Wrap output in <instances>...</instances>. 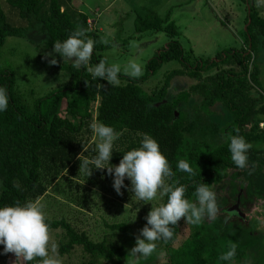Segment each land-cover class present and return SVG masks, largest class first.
<instances>
[{
	"label": "trees",
	"instance_id": "obj_1",
	"mask_svg": "<svg viewBox=\"0 0 264 264\" xmlns=\"http://www.w3.org/2000/svg\"><path fill=\"white\" fill-rule=\"evenodd\" d=\"M4 1L15 10L10 12L16 21L22 20L24 26L11 25L0 5V49L7 37L21 36L25 30L34 28L47 35L45 45L52 49L55 41L63 42L77 27H82L87 30L86 37L96 41L89 66L99 63L98 52L104 45L97 32L89 29L85 14L67 6L62 8L63 0ZM249 10L244 45L224 49L213 60H191V52L185 53L176 39L179 33L169 15L137 17L135 33L163 32L170 40L147 61L142 76L132 78L119 73V86H111L101 78L93 80L86 68L76 69L72 63H66L60 69L70 77V83L51 90L29 106L16 90L12 73L0 71V87L7 90L9 98L7 110L0 112V207L37 201L61 177L73 175L80 165L77 156L83 152L85 157L93 150L90 125L95 121L120 133L113 144L112 163L119 162L127 151L139 148L145 134L154 138L174 173L166 182L187 186L186 198L191 202H196L194 192L199 184H208L215 192L216 186L228 183L226 195L218 202L220 214L215 219H205L196 226L186 224L182 218L172 241L167 244L157 241V250L162 249L165 258L160 264H229L219 260V256L231 243L237 244L232 262L242 260L246 250L254 245L252 237L242 228L243 223L235 225L225 211L236 203L239 193L240 210L258 203L264 208V93L255 59L259 47L264 51V19L252 5ZM170 61L178 62L180 68L164 74L159 87L145 92L142 84ZM178 76L189 77L196 83L167 101L170 82ZM98 84L104 87L98 88ZM191 96L200 98L194 109L196 113L208 115L215 104H221L232 117L221 130L225 142L207 153L184 151L186 114L179 106ZM94 103L97 106L93 110ZM237 134L253 145L247 153L249 167L246 169L238 168L231 159L229 137ZM181 159L196 172L194 177L178 169ZM253 165L255 168L251 171ZM14 183H19V189ZM67 189L70 198L73 190ZM165 203L167 196L162 204ZM46 222L50 231H63L58 243L59 255H68L74 247H81L88 257L83 264H126L128 252L136 243L137 234L125 222L106 224L110 234L99 242L64 219L46 217ZM182 223L188 226L189 234L177 243Z\"/></svg>",
	"mask_w": 264,
	"mask_h": 264
},
{
	"label": "rangeland",
	"instance_id": "obj_2",
	"mask_svg": "<svg viewBox=\"0 0 264 264\" xmlns=\"http://www.w3.org/2000/svg\"><path fill=\"white\" fill-rule=\"evenodd\" d=\"M63 1L62 8L68 7L66 4L68 0ZM78 1L76 6L70 4L69 9L85 14L88 17L89 29L96 31L101 40L109 41L107 45L102 43L104 49L98 52L99 61L103 59L107 65H120V73L123 75H127L124 69L130 60L139 63L144 73L147 61L162 50L170 40L163 32L135 33L137 17L147 18L151 14L164 17L167 12H170V20L174 22L179 33L176 39L185 53L191 52L192 61L193 58L213 60L215 55L224 49L240 48L244 45L245 26H243L239 38L235 37L231 27H236V25L230 19L226 23V18L220 14L219 20L216 21L212 19L213 15L207 13L208 9L196 14L186 7L183 0ZM235 4L245 8L242 2L235 0ZM0 5L11 25L24 26L22 20L17 19L18 21H16L10 12H15V10L10 8L4 0H0ZM221 21L226 24H221ZM46 40L47 35L40 32L38 28L27 29L21 36L7 37L0 49V71L12 73L16 90L29 106H32L37 98L51 90L68 85L71 80L60 69L62 65L71 62H63V58L58 53L55 54L58 61L56 65H50L45 59V53L53 51V48L49 49L45 45ZM255 59L259 69L260 88L264 93V51L262 48L259 47L256 50ZM178 68H180V64L176 61L164 63L156 73L147 78L141 88L145 92L152 91L161 85L164 74ZM181 89L182 86H177L174 83L168 92V97L171 98L174 94L185 91ZM198 105L197 101L189 100L179 106V109L186 114V123L183 129L186 141L184 151L194 150L207 153L225 142L226 137L221 133V130L232 121V117L221 104L214 105L211 108L212 113L208 115L196 113L194 109ZM96 106L97 103L92 105L93 110ZM61 113L63 114V112ZM91 140L93 150L85 156L88 158H92L91 153H94V156L98 154L96 146L100 141L93 132ZM119 162L112 163L110 160V164L113 166L118 165ZM79 166L72 173L73 175L67 174L61 177L38 201L43 205V211L48 219H64L79 231L86 232L94 242H99L104 236L110 234L106 227V224L110 223L125 222L132 227L134 233L139 235L140 230L147 223L145 217L151 208L163 203L164 196L161 197L159 193L156 199L149 203L138 200L129 190L131 182L127 178L125 184L128 187L122 188L123 194L118 195L113 188L114 177L107 174V169H93L92 174L88 177L86 172L79 170ZM69 183L72 186L69 187ZM67 188L73 190L70 198ZM227 188V182L215 187L217 203L221 197L226 195ZM260 204H255L245 211L241 209L246 214L245 219L231 218L235 225L243 223L242 228L248 232L249 237H252L254 244L246 250L242 260L234 261L231 264H264V208ZM218 214H220L219 206ZM205 219L209 221V219ZM188 234V226L182 223L177 243L186 238ZM51 235L58 244L63 236V231L60 229L51 230ZM3 247L0 245V264H15V255L4 254ZM163 254L162 249L160 252L157 250L147 259H141L140 264H160L165 259ZM59 259L61 264H83L88 257L82 252L81 247L76 246L70 254L59 255ZM16 264H20V262L17 261Z\"/></svg>",
	"mask_w": 264,
	"mask_h": 264
},
{
	"label": "clouds",
	"instance_id": "obj_3",
	"mask_svg": "<svg viewBox=\"0 0 264 264\" xmlns=\"http://www.w3.org/2000/svg\"><path fill=\"white\" fill-rule=\"evenodd\" d=\"M264 4V0H257V7ZM86 29H77L63 42L57 40L53 44V51L45 53V59L50 65L58 63L55 54L58 53L63 62H71L73 67L86 68L93 80L101 78L111 86H119V73L121 66L118 64L107 65L105 60H100L94 67L89 66L94 51L95 43L86 37ZM101 43L107 45L109 41L103 39ZM51 57L50 59H48ZM125 73L132 78L143 75L142 66L135 60H130L125 66ZM87 83V82H86ZM98 88L104 85L98 84ZM7 90L0 87V112L8 107ZM95 136L99 139L97 144L98 154L93 158L83 157V152L77 156L80 160L79 170L87 173L88 177L93 169H107V174L113 176V188L118 195H122V188H127L125 179L131 182L129 189L134 196L145 203L156 199L157 194L167 196V203L152 207L145 217L147 223L136 236V243L128 252L126 264H140L141 259H147L157 252V241L167 244L173 240L175 227L183 218L186 224L199 226L205 218L215 219L218 213L217 194L208 184L201 183L195 188L196 202L186 198L187 186H175L166 182L174 176L167 157L160 151L158 142L150 135L145 134L139 148L124 153L118 165H111L114 141L120 133L113 127L103 123L93 122L90 125ZM239 132V129L236 130ZM229 151L233 163L240 169L249 167L248 151L253 147L246 142L244 137L231 135L229 137ZM83 157V158H82ZM178 169L194 177L196 172L186 160H179ZM252 166L251 171H254ZM251 171L249 174H251ZM14 187H20L14 183ZM143 237V238H141ZM0 245H3L4 254L12 253L20 264H61L59 259L58 244L51 235L50 226L46 222L43 205L37 201L26 202L21 205L16 202L14 206L0 207ZM237 250V244L231 243L226 252L219 256V260L232 262ZM162 254V253H161Z\"/></svg>",
	"mask_w": 264,
	"mask_h": 264
},
{
	"label": "crops",
	"instance_id": "obj_4",
	"mask_svg": "<svg viewBox=\"0 0 264 264\" xmlns=\"http://www.w3.org/2000/svg\"><path fill=\"white\" fill-rule=\"evenodd\" d=\"M237 1L241 2L240 0H237ZM246 1L247 3H243L245 5V8L243 9L239 4H237L236 6L235 0H183L186 7H189L188 9L189 10L191 9L196 14H199L200 11L203 12L205 9H208L207 13L210 15H213L212 19H215L216 21L217 19L219 20L220 14H222L223 17L226 18V21H225L226 23L229 22V19H230L237 27V28L231 27V31H233L234 33L233 35H235V37H238V38H239L240 33L243 31V26H245L244 27V31H245L246 24H247L246 19L248 15L247 8H249V5H252V7L255 9L258 15L264 19V4H262L260 7H257V0H246ZM248 1H250L249 4H248ZM77 2L79 1L78 0H68L66 4L68 5V7L70 6V4L72 6L73 5L76 6ZM233 9H234V12H232ZM166 15H169V18H170V12H167ZM222 22L223 21H221V24H226ZM174 83L177 86H182L181 90H187L191 85L195 84L196 82L195 80L189 77H185V76L175 77L170 82L168 92ZM176 95L177 93L174 94V96L172 95L173 97L170 98V96L168 97V93H167L166 100L167 101L172 100ZM189 100L197 101L198 104L200 103V98L197 96H191Z\"/></svg>",
	"mask_w": 264,
	"mask_h": 264
},
{
	"label": "water",
	"instance_id": "obj_5",
	"mask_svg": "<svg viewBox=\"0 0 264 264\" xmlns=\"http://www.w3.org/2000/svg\"><path fill=\"white\" fill-rule=\"evenodd\" d=\"M247 12L249 14V12H250L249 8H247ZM249 23H250V20H248V22L246 24V27L249 25ZM245 30H246V28H245ZM176 115H177V112H175V116ZM239 197H240V193L237 195L236 203L225 211V213L229 216V219L233 218V217H238V218H241V219H245V217H246V214L243 213L239 209Z\"/></svg>",
	"mask_w": 264,
	"mask_h": 264
}]
</instances>
